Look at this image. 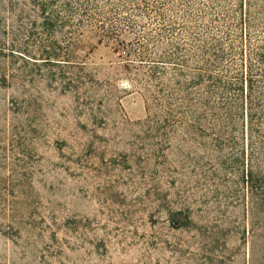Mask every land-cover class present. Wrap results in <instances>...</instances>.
I'll return each mask as SVG.
<instances>
[{"label": "rangeland", "instance_id": "1", "mask_svg": "<svg viewBox=\"0 0 264 264\" xmlns=\"http://www.w3.org/2000/svg\"><path fill=\"white\" fill-rule=\"evenodd\" d=\"M29 2L0 0V264H262L241 162L181 126L176 98L153 97L181 78L168 69L151 96L137 57L90 31L76 49L40 47Z\"/></svg>", "mask_w": 264, "mask_h": 264}, {"label": "trees", "instance_id": "2", "mask_svg": "<svg viewBox=\"0 0 264 264\" xmlns=\"http://www.w3.org/2000/svg\"><path fill=\"white\" fill-rule=\"evenodd\" d=\"M7 1L15 5L14 0ZM29 3L41 19L43 33L50 37L49 44L39 41L40 47L76 49L83 46V35L90 31L101 42L114 41V47L137 57L136 67L144 69V75L136 79L151 96V85L165 94L162 80L168 69L180 77L177 89L166 88L164 97H153L161 105L162 98L168 104L176 98L181 103V126L210 135L218 150L230 149L228 160L241 162L243 181L264 219V0ZM30 15L21 16L19 31H12L15 38L28 30L24 25ZM124 31L133 34L132 41L120 38ZM69 62L83 66L74 59ZM126 67L130 69V64ZM85 79L83 71L70 77L68 89L78 93V82ZM179 90L181 95H176Z\"/></svg>", "mask_w": 264, "mask_h": 264}]
</instances>
